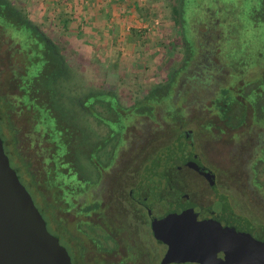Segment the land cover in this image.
<instances>
[{
  "label": "flooded vegetation",
  "instance_id": "flooded-vegetation-1",
  "mask_svg": "<svg viewBox=\"0 0 264 264\" xmlns=\"http://www.w3.org/2000/svg\"><path fill=\"white\" fill-rule=\"evenodd\" d=\"M166 1L171 39L141 72L0 0L13 149L72 264H228L230 218L264 232V0Z\"/></svg>",
  "mask_w": 264,
  "mask_h": 264
},
{
  "label": "water",
  "instance_id": "water-1",
  "mask_svg": "<svg viewBox=\"0 0 264 264\" xmlns=\"http://www.w3.org/2000/svg\"><path fill=\"white\" fill-rule=\"evenodd\" d=\"M13 135L6 106L0 101V264H72L58 238L47 231L17 170L10 164L5 146L15 157ZM229 220L228 264L238 260L244 264H264L262 229L251 228L246 220Z\"/></svg>",
  "mask_w": 264,
  "mask_h": 264
},
{
  "label": "crops",
  "instance_id": "crops-1",
  "mask_svg": "<svg viewBox=\"0 0 264 264\" xmlns=\"http://www.w3.org/2000/svg\"><path fill=\"white\" fill-rule=\"evenodd\" d=\"M44 1V6L39 7V11L47 12V15L51 16V22L54 17L61 20L63 30L73 40L75 46L94 48L96 52L93 51L90 57L95 60L102 61V58L105 60L108 57H114L116 62L119 58L131 59L135 54L141 53L136 48L139 44L152 43L149 38L156 37L152 34L158 29L156 27L158 22L152 19L146 21V18L157 12L160 0ZM133 13H136L135 24H125L126 19L122 21L121 16L129 15L128 18L131 19ZM54 23L57 24L58 21L55 20ZM156 41L158 42V39ZM108 47L111 48L108 57L106 54L100 55L102 50L106 51ZM143 54L148 57L152 55L151 52Z\"/></svg>",
  "mask_w": 264,
  "mask_h": 264
},
{
  "label": "rangeland",
  "instance_id": "rangeland-1",
  "mask_svg": "<svg viewBox=\"0 0 264 264\" xmlns=\"http://www.w3.org/2000/svg\"><path fill=\"white\" fill-rule=\"evenodd\" d=\"M28 3L32 4L33 8L35 9V11L39 14L41 11H39V7L44 6V0H27ZM166 0H160L159 1V7L157 8V12L154 14L152 13V16H149V18H146V21H150L149 19H152V21H157L158 25L156 27H158V29H156L154 31V33L152 35L155 34L156 37H153L152 39L149 38V41L152 43H143V44H139L137 48V50H140L139 54H135L133 58H126L124 57V59L119 58V60L116 62L114 57L110 58L107 56L108 53H110L111 48L109 49V47L107 48L108 50H102V54L103 55L106 54V56L108 57L107 59L104 60V58H102L103 60L99 61V60H95V58L90 57V55L92 54L94 50V48H83L80 47V54L83 55L85 58H87L88 60L92 61V63L96 64V65H100L102 67H106L108 69H112V70H124V71H128L129 69L134 70V71H141L142 70H146L148 67L150 68L151 66H153L154 64H157L160 60V55L162 54L163 51H166L168 44H169V40L171 39V34H170V24H169V12L167 10L166 7ZM38 7V9H37ZM49 12V11H48ZM134 12V11H133ZM41 15V14H40ZM136 15V13L132 14L131 19H129V15L125 16H121L122 17V21L124 19H126L125 24H135V18L134 16ZM49 22L50 24L53 26V28H55V30L57 29V31L59 33H61L64 38L69 39V42L73 43V40H71V38L69 37V35L66 34V31L63 30L62 26H61V20L59 19H55L52 18V22H51V16H49ZM56 21H58V23H54ZM66 20V19H63ZM54 21V22H53ZM68 21V20H67ZM70 22V21H69ZM151 23V22H150ZM131 32V31H130ZM157 34V35H156ZM158 39V42L156 41ZM141 40V39H140ZM145 42L146 39H144ZM155 42V43H153ZM157 42V43H156ZM113 49V48H112ZM96 52V51H95ZM143 52H151L152 55H150L149 57L144 55ZM141 56V57H140ZM117 60V59H116ZM130 60H132L130 62ZM2 139H4V137L2 136ZM6 152L8 153L9 157H10V164L11 166L17 170L19 178L21 183L27 188L28 192L30 194H32V191L30 190V188L28 187L27 183H26V177L24 176L23 173V168L19 165L20 163L17 161L16 156L15 157H11L9 154V151L7 149V147L5 146ZM34 197V195H33ZM38 206V205H37ZM39 210L43 213V215L45 214L43 212V210L38 206ZM46 218V216H45ZM48 231L52 234L58 235L56 234V232L54 231V229L52 228V226L48 225ZM59 242L60 245H62L63 247L67 248L68 251L71 252V248L68 245L67 240L65 239V237H63V235H58Z\"/></svg>",
  "mask_w": 264,
  "mask_h": 264
}]
</instances>
